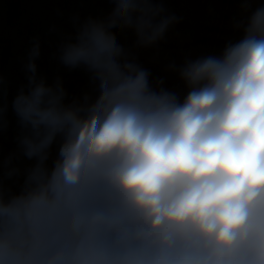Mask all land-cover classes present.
I'll return each instance as SVG.
<instances>
[{
  "label": "clouds",
  "instance_id": "1",
  "mask_svg": "<svg viewBox=\"0 0 264 264\" xmlns=\"http://www.w3.org/2000/svg\"><path fill=\"white\" fill-rule=\"evenodd\" d=\"M107 2L49 29L52 59L88 77L79 95L39 73L32 38L7 156L0 70V264H264V0H237L242 35L219 54L165 65L183 94L138 53L158 60L184 17L168 0Z\"/></svg>",
  "mask_w": 264,
  "mask_h": 264
},
{
  "label": "rangeland",
  "instance_id": "2",
  "mask_svg": "<svg viewBox=\"0 0 264 264\" xmlns=\"http://www.w3.org/2000/svg\"><path fill=\"white\" fill-rule=\"evenodd\" d=\"M164 6L183 16V22L168 34L167 42L162 43L158 60L153 59L151 50L140 51L138 58L154 77H165V87L183 94L182 82L175 74L166 72L165 65L172 59L180 63L185 55L195 58L219 54L228 41L239 39L242 33L233 29L232 20L240 17L241 5L237 0H168ZM257 6L252 4L251 8ZM112 7L107 0H0V70L5 77L9 103V124L2 137L5 156L17 147L18 128L10 102L18 88L26 83L22 64L32 38L39 36L42 42V54L37 60L39 73L49 82L60 75L69 96L79 95L89 89L88 77L82 70L70 71L52 59L58 37L50 34L49 29L56 25L64 32H73L70 17L74 13L82 18L101 17ZM58 9L62 15H57ZM118 38L125 44L132 40L130 34ZM28 163L24 161L25 165Z\"/></svg>",
  "mask_w": 264,
  "mask_h": 264
}]
</instances>
